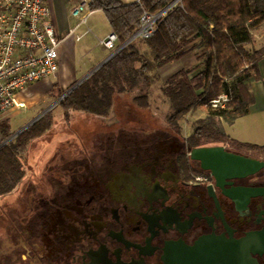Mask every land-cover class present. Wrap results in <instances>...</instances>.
Here are the masks:
<instances>
[{
  "label": "flooded vegetation",
  "instance_id": "af4514ba",
  "mask_svg": "<svg viewBox=\"0 0 264 264\" xmlns=\"http://www.w3.org/2000/svg\"><path fill=\"white\" fill-rule=\"evenodd\" d=\"M213 145L264 159L171 129L79 145L0 208V264H264V167L217 182L189 155Z\"/></svg>",
  "mask_w": 264,
  "mask_h": 264
},
{
  "label": "trees",
  "instance_id": "16d2710c",
  "mask_svg": "<svg viewBox=\"0 0 264 264\" xmlns=\"http://www.w3.org/2000/svg\"><path fill=\"white\" fill-rule=\"evenodd\" d=\"M89 0L90 10L100 9L116 35L118 50L86 79L71 89L57 88L56 103L62 112H84L106 117L116 95L132 94V103L149 106V88L159 80L158 69L180 59L186 47L197 50L196 65L180 69L160 86L171 112L168 122L179 132V120L196 106L206 109L187 136L190 146L225 141L249 150L261 146L229 139L220 124L248 114L254 103L251 84L260 79L258 62L264 44L254 47L253 32L264 23V0ZM161 15L148 37L130 38L144 12ZM225 94V107L213 108L209 101ZM50 116L43 115L12 138L11 124L0 121V196L10 193L22 180L30 140L43 134Z\"/></svg>",
  "mask_w": 264,
  "mask_h": 264
},
{
  "label": "rangeland",
  "instance_id": "374dc122",
  "mask_svg": "<svg viewBox=\"0 0 264 264\" xmlns=\"http://www.w3.org/2000/svg\"><path fill=\"white\" fill-rule=\"evenodd\" d=\"M253 36L254 47L264 44V23L253 32ZM162 82L159 79L149 88L147 108L134 105L131 93L116 95L106 117L77 111L64 113L56 107L59 101L56 96L48 97L38 106L39 110L34 107L30 111L23 108L17 112L9 121L13 134L21 130L26 121H31L37 116L38 119L43 115H49L50 125L43 134L29 141L25 157L21 160L22 168L25 170L24 177L11 193L0 196V208L2 205L17 206L26 197L33 195L36 186L47 179L49 173L53 171L52 165L55 160L60 156L79 154V145L90 143L87 149L92 150L93 144L108 137H117L119 133L123 136L139 137L142 133H153L160 129L172 131L167 119L171 108L168 99L161 92ZM205 115L206 109L203 106H196L190 110L178 122L179 133L188 136L195 122ZM81 151L84 152L85 149L81 148ZM2 219L3 217H0V234L4 231Z\"/></svg>",
  "mask_w": 264,
  "mask_h": 264
},
{
  "label": "crops",
  "instance_id": "0c3cea01",
  "mask_svg": "<svg viewBox=\"0 0 264 264\" xmlns=\"http://www.w3.org/2000/svg\"><path fill=\"white\" fill-rule=\"evenodd\" d=\"M46 1L50 6L55 32L62 37L57 49L58 70L54 76L41 79L17 93L18 101L24 106L13 110L7 117L9 121L21 109L26 108L30 111L34 107L38 108L48 97H55L57 88L71 89L110 58V52L99 43L100 39L112 32L102 10H90L85 24H79L78 18L72 16L70 10L80 0ZM120 1L131 3L138 0ZM88 27L92 28L91 31H86ZM186 50L180 59L158 69L161 81H165L180 69H188L196 65L197 50H190L189 47H186ZM258 70L260 79L251 84L254 103L249 107L248 114L236 118L231 124L221 122L220 126L224 134L235 142L261 146L264 144V56L258 62ZM37 117L26 121L28 123L25 122L24 126Z\"/></svg>",
  "mask_w": 264,
  "mask_h": 264
},
{
  "label": "built area",
  "instance_id": "2783aa9c",
  "mask_svg": "<svg viewBox=\"0 0 264 264\" xmlns=\"http://www.w3.org/2000/svg\"><path fill=\"white\" fill-rule=\"evenodd\" d=\"M88 1L80 0L70 10L79 24H85L90 11ZM167 9L156 14L144 12L140 26L130 40L148 37ZM91 29L88 27L86 31ZM116 40V35L110 32L99 43L114 54L118 50ZM61 41L62 37L55 32L46 0H0V121L24 106L18 101L17 93L56 74L57 49ZM227 102L228 97L221 94L209 104L213 108H222Z\"/></svg>",
  "mask_w": 264,
  "mask_h": 264
},
{
  "label": "water",
  "instance_id": "95a60500",
  "mask_svg": "<svg viewBox=\"0 0 264 264\" xmlns=\"http://www.w3.org/2000/svg\"><path fill=\"white\" fill-rule=\"evenodd\" d=\"M112 55L110 54L109 57ZM33 122L24 126L10 138ZM189 155L191 159L198 161L201 169L210 171L220 183L224 178L243 176L264 167V159L260 160L252 156L226 151L222 145L193 147L190 149Z\"/></svg>",
  "mask_w": 264,
  "mask_h": 264
}]
</instances>
